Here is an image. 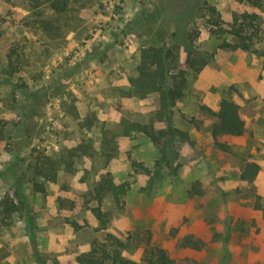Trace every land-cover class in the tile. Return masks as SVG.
I'll return each instance as SVG.
<instances>
[{
	"label": "rangeland",
	"instance_id": "1",
	"mask_svg": "<svg viewBox=\"0 0 264 264\" xmlns=\"http://www.w3.org/2000/svg\"><path fill=\"white\" fill-rule=\"evenodd\" d=\"M61 1L63 13L48 0H0V202L9 195L22 207L9 226L0 221V264H80L108 233L137 264H147L148 233L174 264H264V1ZM211 7L224 30L243 13L257 17L254 51L219 49ZM148 47L172 49L179 68L189 48L215 53L189 71L163 121L157 94L126 95ZM222 99L246 120L244 135L220 139L228 151L207 111ZM125 122L176 132L166 147L125 135ZM36 151L72 155L74 171L54 183L36 177ZM248 163L260 166L253 181L241 179ZM108 174L131 188L121 207L104 198L103 229L92 193Z\"/></svg>",
	"mask_w": 264,
	"mask_h": 264
},
{
	"label": "trees",
	"instance_id": "2",
	"mask_svg": "<svg viewBox=\"0 0 264 264\" xmlns=\"http://www.w3.org/2000/svg\"><path fill=\"white\" fill-rule=\"evenodd\" d=\"M247 2L253 6H261L264 0H237ZM51 8L63 13L67 7V2L61 0H48ZM213 20H210L213 27L212 33L220 41L219 49L231 51H254L255 40L259 33L258 20L255 15L243 13L234 18L229 25L228 30L220 27V15L216 8L211 7ZM230 37V40L227 39ZM192 41H194L192 39ZM264 63V50L259 53ZM215 53H201L192 48L188 49L185 68L173 66L175 62L172 49L148 47L141 53V61L137 68L136 77L130 80V88L127 90V96L146 98L149 95L157 94L159 96L160 110L158 117L160 121L165 116L172 114L177 102L185 95L189 71L195 73L201 72L205 66L214 58ZM10 67H12V56H9ZM216 122L212 128V136L216 144L223 150L229 148L220 139L224 136L240 137L246 130V120L240 114L239 105L229 99H222L217 110L207 109ZM176 130L172 128L157 129L154 124H142L138 122H125L124 134L132 133L143 134L154 144L168 146L167 139L175 135ZM163 148V152L166 150ZM30 169L36 177L42 178L47 182H56L59 172L63 169L73 172L72 155L59 154L57 156L48 155L39 151L35 152L33 164ZM143 171L148 173V169L142 166ZM260 172V166L256 163H248L241 173V179L244 181H253ZM37 191L44 193L45 188L41 183H36ZM131 188L129 182L117 184L110 174L102 177L94 188L92 197L98 204L93 211L103 227L107 228L108 220L105 212L102 211L104 198L110 197L113 203L121 207L124 204V198ZM194 189V188H193ZM196 190V187L194 191ZM22 211L21 205L11 196H5L0 202V221L9 226L13 217ZM144 243L143 260L147 264H174V260L168 253L158 246L152 244L151 235L148 233ZM188 245H192L190 240ZM125 244L114 234L108 233L103 240H94L89 250L80 253L76 260L80 264H137L135 261L127 258L124 253Z\"/></svg>",
	"mask_w": 264,
	"mask_h": 264
}]
</instances>
